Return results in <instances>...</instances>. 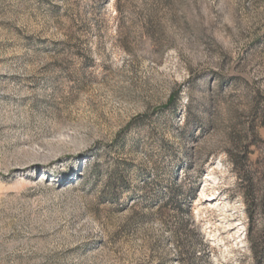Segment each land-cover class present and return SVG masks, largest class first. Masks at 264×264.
Masks as SVG:
<instances>
[{"label":"rangeland","instance_id":"rangeland-1","mask_svg":"<svg viewBox=\"0 0 264 264\" xmlns=\"http://www.w3.org/2000/svg\"><path fill=\"white\" fill-rule=\"evenodd\" d=\"M263 199L264 0H0V264H264Z\"/></svg>","mask_w":264,"mask_h":264},{"label":"trees","instance_id":"trees-1","mask_svg":"<svg viewBox=\"0 0 264 264\" xmlns=\"http://www.w3.org/2000/svg\"><path fill=\"white\" fill-rule=\"evenodd\" d=\"M175 98L176 97H173L170 100L169 104L166 107L173 106L174 103H175V101H176ZM229 156H230V159H231V163H232V165L234 166V168H235V170L237 172V176L240 179L241 184H244V183L247 184V183L250 182V184H252V186L254 187L255 186L254 185V178H251V175H250V179H249V172H248L247 168L245 167L246 165L245 166H241V164L242 165L243 164H246L247 161H248L247 160V158H248L247 157V153H244V156L243 157L234 156V155H232V153H229ZM249 198L252 200V203H253V207H252L253 214H251V215H252V218H254L253 215H254L255 210H256V209H254V206L256 208L255 202L257 201V199H256L255 193L253 191L250 192V193H247V200ZM247 204L250 207L248 201H247ZM262 205H263V213L262 214H263V217H264V199H263V204ZM180 208H181V206H179V209ZM259 246L261 247V244L260 243H259ZM257 249H258V243H257V245H255L253 243V250L256 252L257 257L259 258V260H263L264 259V249L262 251H259V252H258Z\"/></svg>","mask_w":264,"mask_h":264}]
</instances>
